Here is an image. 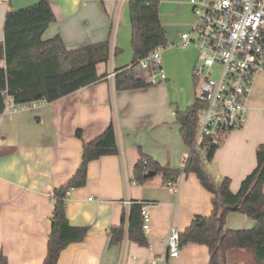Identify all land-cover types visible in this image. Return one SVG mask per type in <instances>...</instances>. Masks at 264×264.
I'll use <instances>...</instances> for the list:
<instances>
[{
  "label": "crops",
  "instance_id": "1",
  "mask_svg": "<svg viewBox=\"0 0 264 264\" xmlns=\"http://www.w3.org/2000/svg\"><path fill=\"white\" fill-rule=\"evenodd\" d=\"M38 1L0 0V43L7 12ZM156 1L166 39L174 43L192 24L191 7L188 0ZM49 3L55 19L45 29L43 39L58 35L69 49L109 39L110 55L108 61L96 65L97 73L104 78L95 84L35 107L0 113V250L8 264L43 263L51 231L50 195L78 169L84 143L97 138L109 123L115 126L119 153L90 161L85 184L69 189L68 222L87 226L88 231L83 241L70 243L60 251L57 264H147L152 259L156 264L164 260L167 264H208L206 245L188 242L179 247L176 257H171L166 239L171 227L181 233L193 216L209 215L212 193L191 172L181 171L176 181L164 180L159 172L144 182L133 179V167L141 154L162 167L180 170L183 166L188 149L179 136L175 112L194 102L180 100L179 95L194 81L195 49L189 48L192 50L188 53L189 49L180 48L176 53L165 47L160 52L165 80L144 88L116 90L114 76L108 77V72L130 67L133 58L127 0L121 4L117 0ZM131 68L137 78L149 82L146 69L138 63ZM251 87L245 124L229 131L212 158L203 162L213 181L218 184L228 178L233 192L255 167V149L264 142V71L254 76ZM171 89L178 90L179 95ZM125 199L147 205V246L129 240L126 230L121 241L110 243V228L117 227L128 210ZM225 219V228L231 230L255 224L253 218L237 210L229 211ZM226 252L227 264H254L250 249Z\"/></svg>",
  "mask_w": 264,
  "mask_h": 264
},
{
  "label": "trees",
  "instance_id": "2",
  "mask_svg": "<svg viewBox=\"0 0 264 264\" xmlns=\"http://www.w3.org/2000/svg\"><path fill=\"white\" fill-rule=\"evenodd\" d=\"M127 7L132 24L130 41L133 58L130 67L115 71L116 90L149 85V82L137 78L131 67L155 49L168 44L159 21L156 0H127ZM54 19L49 0H40L28 7L7 12L3 24V41L0 43V62L4 64L0 66V113L4 112L6 97L16 105H26L32 101L47 103L104 78V75L97 73L96 65L108 61L109 39L69 49L58 35L42 38L45 29ZM202 105L195 97L190 106L175 112L179 136L188 149L182 168L173 170L168 166L162 167L150 156L141 154L133 167V179L144 182L148 170L159 172L164 180L171 181H176L181 171L194 173L201 186L213 195L212 210L209 215L193 216L190 225L179 233L180 246L188 242L206 245L208 264H227L226 251L232 248L250 249L254 255V264H264V142L256 147V165L241 181L236 192L230 190L228 178L216 184L203 162L212 158L214 149L220 143L213 144L205 152L200 148L197 151L192 149L198 124L197 111ZM77 135L80 137L79 132ZM118 153L115 126L112 123L97 138L84 143L82 160L74 175L64 185L53 189L51 231L46 240L42 264H57L60 251L70 243L83 241L88 231L87 226H74L68 222L67 190L85 184L90 161ZM131 201L128 210L122 214L121 223L110 228V243L121 241L126 230L129 240L147 246L142 205L136 199ZM226 206H236L237 211L253 218L255 224L248 229L225 228V215L229 212ZM0 264H8L1 250Z\"/></svg>",
  "mask_w": 264,
  "mask_h": 264
},
{
  "label": "built area",
  "instance_id": "3",
  "mask_svg": "<svg viewBox=\"0 0 264 264\" xmlns=\"http://www.w3.org/2000/svg\"><path fill=\"white\" fill-rule=\"evenodd\" d=\"M117 1L121 4L126 0ZM188 5L193 15L192 24L180 33L172 46L196 51L192 76L200 88L196 98L203 105L197 111L198 124L192 149L200 148L205 152L213 144L221 143L229 131L245 124L254 76L264 71V0H188ZM164 47L155 49L138 62L147 70L149 83L166 79L160 56ZM114 73L112 70L107 76L112 78ZM41 103L32 101L16 105L6 97L4 112ZM50 198L53 201L52 194ZM131 202L123 200L127 208ZM138 202L142 205L143 229L146 231L150 222L147 205ZM178 236V230L171 227L166 239L167 253L171 257L178 255ZM166 261L163 264H167ZM147 264H156V261L152 259Z\"/></svg>",
  "mask_w": 264,
  "mask_h": 264
},
{
  "label": "rangeland",
  "instance_id": "4",
  "mask_svg": "<svg viewBox=\"0 0 264 264\" xmlns=\"http://www.w3.org/2000/svg\"><path fill=\"white\" fill-rule=\"evenodd\" d=\"M191 17H192V15H191ZM172 41H169L168 42V44H166L165 45V47L166 48H172V49H174L175 51H176V53H179V52H181L180 50V48L179 47H174V46H172ZM164 47V48H165ZM163 48V49H164ZM162 49V50H163ZM190 50H192V49H189V51H187L188 53H191L190 52ZM144 71V70H143ZM148 76V75H147ZM161 84H163V82L162 83H160V84H156V85H152L153 86V88H155V89H157ZM147 87V86H146ZM189 88L190 89H188L187 91H185V92H182L180 95H179V93H178V90H176V89H171V90H173V92H175V93H177L178 95H179V99L181 100V99H184V98H186V99H190L189 100V104H191L193 101H194V99H195V97H197V96H199V94H200V88H199V85L198 84H196V82L195 81H192V83H191V85L189 86ZM234 212H236V211H234Z\"/></svg>",
  "mask_w": 264,
  "mask_h": 264
},
{
  "label": "water",
  "instance_id": "5",
  "mask_svg": "<svg viewBox=\"0 0 264 264\" xmlns=\"http://www.w3.org/2000/svg\"><path fill=\"white\" fill-rule=\"evenodd\" d=\"M155 173H156V172H154V171H152V170H148V172L145 174V177L148 178L149 176H153ZM215 189H217V188L215 187ZM219 202L221 203L222 201L219 200ZM225 208H226L227 210L231 211V210H236L237 207H236V206H231V207L226 206Z\"/></svg>",
  "mask_w": 264,
  "mask_h": 264
}]
</instances>
